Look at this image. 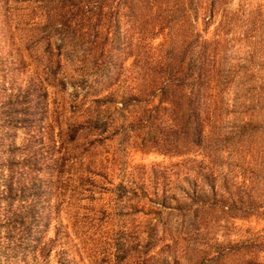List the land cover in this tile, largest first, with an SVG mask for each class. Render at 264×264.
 <instances>
[{
    "label": "rangeland",
    "instance_id": "374dc122",
    "mask_svg": "<svg viewBox=\"0 0 264 264\" xmlns=\"http://www.w3.org/2000/svg\"><path fill=\"white\" fill-rule=\"evenodd\" d=\"M0 264H264V0H0Z\"/></svg>",
    "mask_w": 264,
    "mask_h": 264
}]
</instances>
